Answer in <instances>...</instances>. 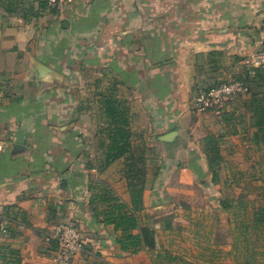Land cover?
I'll use <instances>...</instances> for the list:
<instances>
[{
  "label": "crops",
  "instance_id": "obj_1",
  "mask_svg": "<svg viewBox=\"0 0 264 264\" xmlns=\"http://www.w3.org/2000/svg\"><path fill=\"white\" fill-rule=\"evenodd\" d=\"M42 3L0 0V246L15 250L18 264H54L49 236L75 221L93 234H83L85 245L97 244L109 258L122 250L106 242L102 230L116 231L94 217L93 200L101 211L112 197L128 204L131 198L125 159L107 164L95 144L102 133L97 118L105 114L98 99L127 85L145 94L132 99L135 117L149 113L151 129L174 131L197 82L244 78L262 47L264 0ZM249 95L230 103L246 120L237 128L250 131ZM201 164L208 168L204 156ZM82 254L73 264H86Z\"/></svg>",
  "mask_w": 264,
  "mask_h": 264
},
{
  "label": "rangeland",
  "instance_id": "obj_2",
  "mask_svg": "<svg viewBox=\"0 0 264 264\" xmlns=\"http://www.w3.org/2000/svg\"><path fill=\"white\" fill-rule=\"evenodd\" d=\"M145 55L143 53L142 61L145 60ZM248 71L250 92L239 97L244 99L242 103L249 94L251 99L252 95H264V80L256 77L254 70ZM197 80L199 81L198 78ZM220 82L217 86L228 81L224 79ZM214 84L216 83L203 86L200 82L196 83V95L190 100V111L185 113L183 124L170 128L178 133L179 130L186 131L177 135L173 147L169 145L171 142L160 139L164 134L171 132L169 128L159 131L161 125L151 129L152 120L149 113H146V117H135L132 99L135 95L145 94L133 93L127 85H120L117 95L112 91L113 88H110V95H104L105 98L112 96L126 101L121 111L129 121L131 140L135 145L144 146L146 150L148 166L144 198H147V207L138 215L142 226L139 231L146 234L147 243L145 248L136 254L123 251L119 254L117 250L113 252L112 249L111 254H108L109 258H106L99 251L97 244L90 242L81 251V256H87L84 259L86 264H156L167 260L157 257L158 251L164 249L178 258L177 263H181L179 260L182 259L194 264L236 263L237 254L233 251L232 243L240 233L234 228L243 219L250 221L252 214L264 205V146L256 139L254 117L252 130L244 129L243 125L242 129H238L236 124H245L246 120L243 115L233 111L234 105L230 101L204 106L201 94ZM142 85L144 89L146 84ZM112 86L115 88L116 85ZM105 98L100 97L98 100L104 102ZM216 111L220 112L219 115H215ZM104 113L101 119L97 118L99 131L102 133L95 142L99 147L104 145L102 151L99 148L103 158L109 143L107 138L113 127L110 117ZM223 124L227 126L228 131L220 128ZM207 137L220 148L222 156L217 184L212 183L213 175L209 168H203L201 164L202 156L207 161ZM90 179L93 183L92 176ZM222 200H227V204L232 206L230 212L222 207ZM102 206L106 207L104 204ZM91 222H94V219L91 218ZM75 223L81 232L79 222ZM92 228L97 229L95 225ZM99 231L100 228L97 234ZM102 232H105L106 242L107 238H110L108 241H112L113 246L120 247L117 242L119 232L113 233L110 229ZM90 233L81 232L82 235L93 236ZM98 237L100 239V236ZM260 243L264 244V239H261Z\"/></svg>",
  "mask_w": 264,
  "mask_h": 264
},
{
  "label": "trees",
  "instance_id": "obj_3",
  "mask_svg": "<svg viewBox=\"0 0 264 264\" xmlns=\"http://www.w3.org/2000/svg\"><path fill=\"white\" fill-rule=\"evenodd\" d=\"M42 7L46 9L50 7L47 0H42ZM255 76L264 80V68L255 69ZM250 74L246 72L243 80L249 82ZM252 82V81H251ZM219 83L214 84L212 87H207L201 94L206 95L210 91L216 89ZM264 96V95H263ZM258 95H252L253 105L251 108L252 120L255 118L254 126L256 130V139L264 146V97ZM104 101V110L112 121L113 127L110 129L108 135V145L106 154L107 164L119 158H124L126 161V179L128 183V191L130 194V204L122 202L119 198L112 197L113 204L100 211L96 207V199L93 200L92 211L94 217L104 225H113L116 232L120 235L117 237V242L120 244V248L124 253L136 254L142 251L147 243V236L142 230L139 215L144 210V192L146 190L147 183V156L144 146L135 145L131 140V132L128 128L129 121L124 116L125 113L121 111L126 101H120L112 96H107ZM124 117V118H123ZM254 117V118H253ZM122 119V120H121ZM122 125V126H121ZM207 141V165L211 171L212 183L217 184L219 182V163L222 161L220 154V148L213 143L211 138H206ZM104 147V145L102 146ZM91 167L90 164L87 165ZM105 198V197H104ZM103 198H100L102 201ZM106 200H109L106 198ZM227 200H222V207L231 211L232 206L227 204ZM103 218L101 219V217ZM75 223V222H74ZM229 224L231 221L229 220ZM75 226L79 229L77 223ZM171 226V223L168 224ZM9 230H11L9 228ZM80 230V229H79ZM140 230L139 232H135ZM235 231L240 233V236L234 240L233 251L237 254L235 264H264V244H261V239H264V205L261 206L252 214V219L246 221L243 219L238 226L234 228ZM12 231V230H11ZM57 244H52L51 249L55 250ZM231 251V253L233 252ZM158 258H166L167 260H161L156 264H194L192 262L179 260L181 263H177V257H174L170 251L164 249L158 251ZM219 252H222L219 250ZM14 257L16 264L20 263L19 254L9 248L8 246H0V260L6 261L7 258Z\"/></svg>",
  "mask_w": 264,
  "mask_h": 264
},
{
  "label": "built area",
  "instance_id": "obj_4",
  "mask_svg": "<svg viewBox=\"0 0 264 264\" xmlns=\"http://www.w3.org/2000/svg\"><path fill=\"white\" fill-rule=\"evenodd\" d=\"M47 1L49 6L58 7L64 4L66 0ZM262 39L260 51L255 54L251 62H249L248 69H251L252 72L257 68H264V36ZM249 92L250 87L247 82L242 79H232L202 96V103L204 106H209L231 102L239 96L246 95ZM49 240H53L57 244V248L53 250L54 264H73L75 257L81 253L85 246L84 238L74 222L57 225L52 230Z\"/></svg>",
  "mask_w": 264,
  "mask_h": 264
},
{
  "label": "water",
  "instance_id": "obj_5",
  "mask_svg": "<svg viewBox=\"0 0 264 264\" xmlns=\"http://www.w3.org/2000/svg\"><path fill=\"white\" fill-rule=\"evenodd\" d=\"M39 69L43 71L44 69H46V67L42 66ZM177 135H178V131L174 130V131L164 134L163 136L160 137V139L166 142H173L176 139ZM82 237L84 238V235H82Z\"/></svg>",
  "mask_w": 264,
  "mask_h": 264
}]
</instances>
